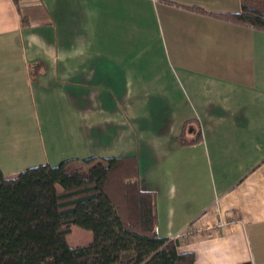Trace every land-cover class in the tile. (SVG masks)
<instances>
[{
    "label": "crops",
    "instance_id": "crops-1",
    "mask_svg": "<svg viewBox=\"0 0 264 264\" xmlns=\"http://www.w3.org/2000/svg\"><path fill=\"white\" fill-rule=\"evenodd\" d=\"M241 9L0 0V171L135 156L159 237L264 264V32L219 16Z\"/></svg>",
    "mask_w": 264,
    "mask_h": 264
},
{
    "label": "trees",
    "instance_id": "trees-1",
    "mask_svg": "<svg viewBox=\"0 0 264 264\" xmlns=\"http://www.w3.org/2000/svg\"><path fill=\"white\" fill-rule=\"evenodd\" d=\"M219 16L264 32V0H242L241 11ZM73 226L92 241L71 246ZM157 227L156 194L141 188L135 156L69 159L13 177L0 171V264H196Z\"/></svg>",
    "mask_w": 264,
    "mask_h": 264
},
{
    "label": "rangeland",
    "instance_id": "rangeland-1",
    "mask_svg": "<svg viewBox=\"0 0 264 264\" xmlns=\"http://www.w3.org/2000/svg\"><path fill=\"white\" fill-rule=\"evenodd\" d=\"M65 143L69 145V141H65ZM182 239H180V242H182ZM91 241H92V232L85 230L79 226H73L72 233L68 236V243L73 247L85 245L90 243Z\"/></svg>",
    "mask_w": 264,
    "mask_h": 264
},
{
    "label": "built area",
    "instance_id": "built-area-1",
    "mask_svg": "<svg viewBox=\"0 0 264 264\" xmlns=\"http://www.w3.org/2000/svg\"><path fill=\"white\" fill-rule=\"evenodd\" d=\"M186 231H182V232H180L178 235H176V239H182V238H184L185 236H186Z\"/></svg>",
    "mask_w": 264,
    "mask_h": 264
}]
</instances>
